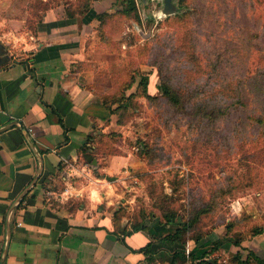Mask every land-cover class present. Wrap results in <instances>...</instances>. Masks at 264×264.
<instances>
[{
    "label": "rangeland",
    "instance_id": "1",
    "mask_svg": "<svg viewBox=\"0 0 264 264\" xmlns=\"http://www.w3.org/2000/svg\"><path fill=\"white\" fill-rule=\"evenodd\" d=\"M71 1L75 14L96 1L100 40L82 73L115 109L88 155L100 166L128 158L104 172L116 227L176 213L192 236L227 234L242 209L233 230L254 225L248 211L264 213V123L256 99L244 108L238 96L264 70V0H135V10L129 0Z\"/></svg>",
    "mask_w": 264,
    "mask_h": 264
},
{
    "label": "crops",
    "instance_id": "2",
    "mask_svg": "<svg viewBox=\"0 0 264 264\" xmlns=\"http://www.w3.org/2000/svg\"><path fill=\"white\" fill-rule=\"evenodd\" d=\"M70 2L0 0L1 58L7 57L0 64V264H168L160 256L177 245L159 239L174 226L116 227L104 172L128 158L108 155L100 166L88 155L92 136L113 118L82 73L94 54L89 45L100 40L99 21H90L91 11L66 15ZM248 214L262 231L251 233V224L234 230L242 233L239 245L234 233L216 228L198 243L188 239L185 251L188 245L202 257L220 239L219 264H236V254L246 260L250 251L264 259V213Z\"/></svg>",
    "mask_w": 264,
    "mask_h": 264
},
{
    "label": "trees",
    "instance_id": "3",
    "mask_svg": "<svg viewBox=\"0 0 264 264\" xmlns=\"http://www.w3.org/2000/svg\"><path fill=\"white\" fill-rule=\"evenodd\" d=\"M130 1V8L129 10H135L136 9V2L135 0H129ZM40 3H42V1H40ZM75 2H70V5L68 7V9L66 10V15L68 16H74L76 15L75 13H73V9L75 8ZM82 9L80 11V13H84L87 14L90 10H91V1H88L87 3H83L82 5ZM47 9V6L42 4V12L44 10ZM39 12V14H37L38 19H42L43 13ZM103 41H110L108 38L103 40ZM25 61V60H24ZM248 80H244L242 81V85H241V91L240 92V96H238V102H240L242 104V107H246L248 104H250V98L251 96H253V98L256 99V104L258 105V107H260L262 109V112L256 113L257 115H259L256 118V121H258L259 123H264V70H260L257 73L250 75L248 78ZM162 86V87H161ZM160 86V89H162V91H164L165 94L170 95L172 88L167 85V84H162ZM253 86V87H252ZM248 90L249 92H252V94H248V92L246 91ZM173 98V97H172ZM231 104H235V102H232ZM107 106V105H106ZM110 111L112 113H114L115 109H111L109 106H107ZM91 149L96 150V148L92 147V144L90 145ZM96 146V145H95ZM90 148V147H89ZM176 213H171V214H166L164 215V217L160 218V217H155L153 215V219L152 221L155 222V220H157L155 223H159V224H164V225H172L174 226V231L166 236H164L163 238H160L159 241H162L163 243H168L170 245H177L174 250H167L164 251L163 254L160 256L162 260H167L168 264H219L218 261V257H216V253L220 251V247L223 243L222 240L217 239L214 241L213 247L210 251L206 252L202 257H197L196 255H194L192 252H190V254H187L185 251V245L187 243L188 239H192L194 241H196L197 243L200 242L202 239H204L209 232H202V234L199 235H191L192 232L189 230V227L191 226V223H179L178 221H176ZM238 219H234L232 221L231 224L228 225L227 227V232L228 233H234L233 227L235 226V224L237 223ZM114 221H117V218L114 217ZM234 225V226H233ZM146 226L145 223L140 224V223H136L133 226H131L132 230L134 231H139L142 230L144 227ZM118 228H122V225L119 226ZM260 231H262V228L256 224L253 225L252 231L251 233L255 234V233H259ZM242 238V233H236L235 234V239L233 240L234 244L239 245L240 241ZM244 238V236H243ZM153 242H151L148 245V248H151L153 246ZM151 252L153 254H156V250L154 247L151 248ZM209 255H214L215 257L213 258V260H209V259H203V257L208 256ZM232 263H236V264H254V263H260V264H264V259L260 258L259 256H257L254 252L250 251L248 257L246 258V260H241V254H236L233 258H232Z\"/></svg>",
    "mask_w": 264,
    "mask_h": 264
},
{
    "label": "water",
    "instance_id": "4",
    "mask_svg": "<svg viewBox=\"0 0 264 264\" xmlns=\"http://www.w3.org/2000/svg\"><path fill=\"white\" fill-rule=\"evenodd\" d=\"M166 3L170 4V0H166ZM2 54H4V49H3V45L0 44V64H2L3 62H5L7 60V57H5V58L2 57L1 58Z\"/></svg>",
    "mask_w": 264,
    "mask_h": 264
},
{
    "label": "built area",
    "instance_id": "5",
    "mask_svg": "<svg viewBox=\"0 0 264 264\" xmlns=\"http://www.w3.org/2000/svg\"><path fill=\"white\" fill-rule=\"evenodd\" d=\"M190 252H191V251H190V249H189V247H188V245H187V247H186V253H187V254H190Z\"/></svg>",
    "mask_w": 264,
    "mask_h": 264
},
{
    "label": "bare ground",
    "instance_id": "6",
    "mask_svg": "<svg viewBox=\"0 0 264 264\" xmlns=\"http://www.w3.org/2000/svg\"><path fill=\"white\" fill-rule=\"evenodd\" d=\"M163 15V14H162Z\"/></svg>",
    "mask_w": 264,
    "mask_h": 264
}]
</instances>
